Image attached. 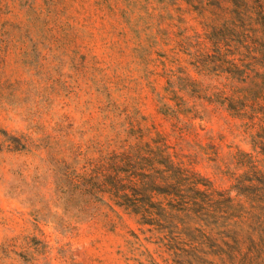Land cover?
<instances>
[{
	"label": "rangeland",
	"instance_id": "374dc122",
	"mask_svg": "<svg viewBox=\"0 0 264 264\" xmlns=\"http://www.w3.org/2000/svg\"><path fill=\"white\" fill-rule=\"evenodd\" d=\"M151 151L260 243L233 186L264 182V0H0V264H170L113 201L162 198L128 183Z\"/></svg>",
	"mask_w": 264,
	"mask_h": 264
},
{
	"label": "trees",
	"instance_id": "16d2710c",
	"mask_svg": "<svg viewBox=\"0 0 264 264\" xmlns=\"http://www.w3.org/2000/svg\"><path fill=\"white\" fill-rule=\"evenodd\" d=\"M148 155L144 169L150 173L140 174L134 167L128 183L136 185L141 177L162 198L155 200L135 190L130 194L125 190L128 186L121 190L120 184L113 182L117 190L113 201L138 217L143 234L150 235L146 241L158 246L161 258L170 264H264V231L260 243L255 241V230H246L243 222L238 223L236 231L217 232L219 213L234 210V199H222L225 194L217 192L212 182L175 164L168 156L155 151ZM254 170L252 166L233 191L253 204L264 203V182H260L263 187L254 184L256 180L250 177L252 172L257 173ZM239 208L246 209L244 205ZM235 214L237 219L244 217Z\"/></svg>",
	"mask_w": 264,
	"mask_h": 264
}]
</instances>
